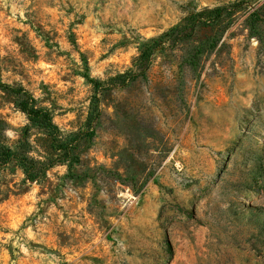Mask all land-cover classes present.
I'll list each match as a JSON object with an SVG mask.
<instances>
[{
    "label": "rangeland",
    "instance_id": "rangeland-1",
    "mask_svg": "<svg viewBox=\"0 0 264 264\" xmlns=\"http://www.w3.org/2000/svg\"><path fill=\"white\" fill-rule=\"evenodd\" d=\"M239 1L202 67L164 52L97 89L150 40ZM263 2L0 0L5 140L54 152L3 89L19 86L68 152L38 181L0 168V264H264V23L259 42L245 21Z\"/></svg>",
    "mask_w": 264,
    "mask_h": 264
},
{
    "label": "trees",
    "instance_id": "trees-1",
    "mask_svg": "<svg viewBox=\"0 0 264 264\" xmlns=\"http://www.w3.org/2000/svg\"><path fill=\"white\" fill-rule=\"evenodd\" d=\"M242 3L244 2L239 1L213 9H204L190 18L184 19L178 26L169 29L143 46L139 55L134 59L133 69H129L124 75L110 78L102 83L99 82L97 89L100 87L104 90L110 88L113 85L110 81L119 80L118 83L124 85L128 81L145 78V70L151 64L152 58L156 54L164 52L176 57L179 68L188 67L195 70L202 67L204 54L214 50L221 51L227 46L222 40V36L233 23L237 7ZM245 21L248 23V35H255L254 37H257L260 42V32L263 29L260 23H264V2L259 8L250 11ZM200 34L204 35L200 36ZM3 89L7 95L13 97L14 104L25 114L30 126L46 134L54 152L46 156L40 155L37 158L29 154V143L26 140L7 143L4 135L5 124L0 122V168L14 162L21 169L24 180L38 181L45 176L48 168L56 162L62 161L68 152L65 151V154H61L60 151L57 152L58 148H55L56 142H58L56 137L58 128L53 122V115L49 108L40 105L22 87L4 85Z\"/></svg>",
    "mask_w": 264,
    "mask_h": 264
}]
</instances>
